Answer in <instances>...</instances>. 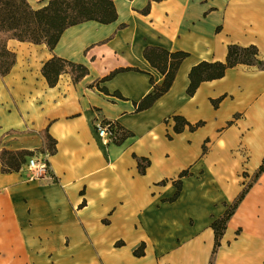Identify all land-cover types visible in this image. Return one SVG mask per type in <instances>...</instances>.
I'll use <instances>...</instances> for the list:
<instances>
[{
    "label": "crops",
    "instance_id": "crops-1",
    "mask_svg": "<svg viewBox=\"0 0 264 264\" xmlns=\"http://www.w3.org/2000/svg\"><path fill=\"white\" fill-rule=\"evenodd\" d=\"M149 1L115 0V22L70 27L53 50L8 42L17 58L0 78V154L33 152L47 160L50 176L28 182L25 171L2 173L0 160V264H209L212 222L250 184L214 264H264V172L254 181L264 163V70L238 65L187 95L192 67L225 62L229 45L256 46L264 62V0H164L141 14ZM147 47L188 57L170 91L136 112L153 91L151 76L164 81L144 58ZM54 56L85 65L89 75L74 84L63 74L49 87L42 68ZM127 68L140 72L101 82ZM222 97L215 108L211 101ZM176 115L204 126L175 134ZM98 120L133 137L105 145ZM45 130L57 142L53 155ZM134 155L150 160L145 175ZM184 171L179 198L166 202ZM142 242L145 256L137 258Z\"/></svg>",
    "mask_w": 264,
    "mask_h": 264
},
{
    "label": "trees",
    "instance_id": "trees-1",
    "mask_svg": "<svg viewBox=\"0 0 264 264\" xmlns=\"http://www.w3.org/2000/svg\"><path fill=\"white\" fill-rule=\"evenodd\" d=\"M114 1L115 0H50L46 6L36 10L31 6L29 0H0V78H4L10 74L16 65V53L8 48V42L10 40L28 42L35 45L45 44L50 50H53L60 41L62 34L70 27L89 21H95L105 25L115 22L118 19V14ZM162 1L164 0H150L147 7L140 13L148 15L153 3ZM187 57L188 53L182 51L169 52L158 47H147L145 49L144 58L164 77V81L161 85H157L153 76H151L150 83L153 86V91L139 103H135L136 112L150 109L161 97L170 91L180 66ZM238 65L254 66L264 70V62L259 60V50L256 46L241 47L234 44L229 45L225 62L203 61L192 67L189 73L190 84L187 88V95L189 97H194L204 82L222 79L229 69ZM128 71L140 72L138 69L133 68L117 69L105 77L101 82L111 80L117 74ZM89 73V69L85 65L56 56L48 60L42 68V74L51 88L57 86L60 76L63 74H69L72 77L73 83L78 84L87 77ZM97 88L105 95H111L106 88L99 87V84ZM112 96L120 100H125L119 93H114ZM223 99L224 97L212 100L211 102L215 108H218ZM172 120L175 124V134H181L186 129H189L190 132H196L199 128L204 126V122L191 124L184 117L179 115L173 116ZM119 129L122 133L120 140L116 143L117 145L133 137L132 133L120 127ZM40 135L44 141L45 152L53 155L56 151V140L49 135L48 130L43 131ZM167 137L169 140H172L171 136ZM204 151H206V147H204ZM33 155V152L26 150L9 151L3 149L0 154L2 173L19 172L26 163L27 158ZM134 158L137 160L139 173L145 175L147 169L151 166L150 160L138 158L136 155H134ZM263 172L264 163L256 173L254 181H257ZM188 175L189 173L187 171L180 174L179 180L176 182L177 191L175 195L171 199L166 200V202H174L179 198L182 189V178ZM244 176H246V174H244ZM250 187L251 184L243 190L240 196L231 205L226 204L227 210L225 214L212 222L211 228L215 234V244L209 264H214L228 222L235 214ZM83 205H85V202ZM122 246H125V243L122 241L116 244V247ZM145 250L146 243L142 242L134 250L133 255L137 258L144 257Z\"/></svg>",
    "mask_w": 264,
    "mask_h": 264
},
{
    "label": "built area",
    "instance_id": "built-area-1",
    "mask_svg": "<svg viewBox=\"0 0 264 264\" xmlns=\"http://www.w3.org/2000/svg\"><path fill=\"white\" fill-rule=\"evenodd\" d=\"M95 129L105 145L116 144L120 140L122 131L114 122L98 120L95 122ZM22 168L27 173L26 180L28 182H38L50 176V168L44 158L29 157Z\"/></svg>",
    "mask_w": 264,
    "mask_h": 264
},
{
    "label": "rangeland",
    "instance_id": "rangeland-1",
    "mask_svg": "<svg viewBox=\"0 0 264 264\" xmlns=\"http://www.w3.org/2000/svg\"><path fill=\"white\" fill-rule=\"evenodd\" d=\"M29 2H30V4H31V6L34 8V7H36L37 5H38V3H39V0H29ZM35 9V8H34ZM37 10V9H36ZM46 160V159H45ZM27 161V160H26ZM46 162H47V160H46ZM20 171H25V169H23V168H21V170ZM26 172V171H25ZM27 176V175H26Z\"/></svg>",
    "mask_w": 264,
    "mask_h": 264
}]
</instances>
